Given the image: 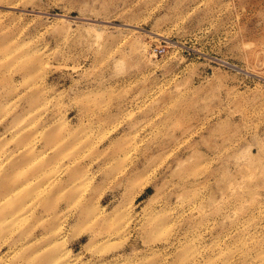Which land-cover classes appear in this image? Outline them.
Segmentation results:
<instances>
[{
	"label": "rangeland",
	"instance_id": "1",
	"mask_svg": "<svg viewBox=\"0 0 264 264\" xmlns=\"http://www.w3.org/2000/svg\"><path fill=\"white\" fill-rule=\"evenodd\" d=\"M0 264H264V0H0Z\"/></svg>",
	"mask_w": 264,
	"mask_h": 264
}]
</instances>
